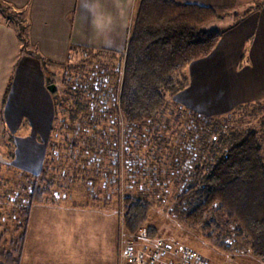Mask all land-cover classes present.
Segmentation results:
<instances>
[{"label":"trees","instance_id":"obj_1","mask_svg":"<svg viewBox=\"0 0 264 264\" xmlns=\"http://www.w3.org/2000/svg\"><path fill=\"white\" fill-rule=\"evenodd\" d=\"M250 9L239 14L180 0H137L125 50L120 57L122 77L112 90L114 106L110 113L115 116L116 128L120 130L121 121L128 130L157 121L168 106V99L189 86L187 69L190 64L210 55L224 34V30L207 27L230 15L238 19L249 13ZM0 10L10 14L22 49L35 54L28 48L29 35L25 20L10 11V7L2 0ZM113 74L116 75V71L110 72V75ZM10 86L11 79L3 103ZM104 92L108 94L107 90ZM56 93L52 94L55 106L58 103ZM83 95L82 90L71 89L70 86L69 97L73 107L69 108V122L72 127L77 120L89 119L92 110L100 107L97 101L93 105L89 101H82ZM95 98L99 100V96ZM176 105L173 103V107ZM177 110L189 115L193 119L191 123L196 122L194 127L201 137L197 141L201 144L202 152L191 174L185 171L179 177L176 175L182 184L176 210L188 225L198 227L207 240L213 241L224 252L231 253L235 245L245 241L255 258L264 259L262 137L250 128L228 127V130L217 131L215 126H218L221 116L205 117L182 107H177ZM103 112L102 115H105ZM90 124H94L92 120ZM1 127L0 154L12 160L15 157V133L6 130L0 112V130ZM2 138H5L4 141ZM78 140L83 138L71 141L73 148L77 147ZM51 148L53 145L49 144L48 149ZM188 157L189 154H186L182 160ZM178 158L172 160V166L179 164ZM54 165L53 155L47 150L39 173L22 172L21 179L10 189L11 198L6 200L7 192L2 194L4 203L0 204V264H22L32 207L60 204L54 198ZM104 173L116 174L110 169ZM154 175L152 172L153 178ZM159 176L158 170L154 179L162 182ZM90 181L94 179L90 178ZM119 197L121 226L125 232L133 234L145 228L148 236L157 237L155 226L147 223L152 203L144 196ZM92 203H85L84 206H92Z\"/></svg>","mask_w":264,"mask_h":264},{"label":"crops","instance_id":"obj_2","mask_svg":"<svg viewBox=\"0 0 264 264\" xmlns=\"http://www.w3.org/2000/svg\"><path fill=\"white\" fill-rule=\"evenodd\" d=\"M3 1L20 10L16 0ZM180 1L230 13L251 9L236 20L218 22L224 34L217 47L190 64L189 86L172 98L174 102L205 117L264 103V0ZM136 4L137 0H32L31 12H22L28 23L29 49L40 46L42 54L22 49L14 25L0 13V112L6 130L15 133V157L7 160L0 154L1 162L32 174L44 164L55 104L42 60L68 52L62 44L54 51V41L63 39L66 48L124 51ZM64 203L32 207L22 264H117L114 216L110 215V231L97 225L87 231L86 218L104 221L105 215L90 213L85 204ZM102 250L109 254L100 259Z\"/></svg>","mask_w":264,"mask_h":264},{"label":"rangeland","instance_id":"obj_3","mask_svg":"<svg viewBox=\"0 0 264 264\" xmlns=\"http://www.w3.org/2000/svg\"><path fill=\"white\" fill-rule=\"evenodd\" d=\"M16 1L19 11L2 0L6 6L10 7V11L25 20L26 25V15L22 11L31 12L32 0ZM0 13L14 25L9 13L5 10H0ZM227 18L231 21L236 20L232 15ZM218 22L210 24L207 28L222 29V24L218 25ZM26 26L28 33V23ZM58 44H62L61 49L65 48L68 51L66 55L59 54L54 59L42 60L44 70L48 74L49 86L55 85L58 102L55 106L57 118L54 119L52 126L54 129L48 140V144H52L53 148L47 147L55 160L54 198L60 203L65 202L64 205L72 204L75 207H83L85 203L94 201L92 206L84 207L90 208V213L97 211L94 214L105 215L107 219L103 221L97 218L98 220L95 221L94 216L86 218L83 224L87 231L96 225L99 226L98 229L106 228L110 231L112 218L110 215L114 216L117 264L120 262V251L124 243L122 232L125 231L121 226L122 212L119 196L126 195L144 196L152 203L147 223L156 228L158 236L153 238L189 246L199 252L210 264H264V259L255 258L251 254L250 246L245 241L235 245L231 253L219 249L213 241L207 240L201 234L198 227L188 225L175 208L182 186L177 179L183 173L185 174V171L192 173L195 161L202 152L201 144L197 141V138L201 137L197 135L194 127L196 122L191 123L193 119L189 115L177 110V107L180 109L181 106L177 104L173 107L174 100L168 99V106L154 123L128 130L121 121L120 130L117 129L114 123L115 116L111 115L110 110L114 106L112 90L122 77V67L119 68V63L124 51L113 52V50L79 46L66 48L63 39L54 41L56 47L52 48L54 51L58 52L60 47ZM28 48H30V42ZM35 49L42 54V47L36 46L32 50ZM111 71H116L117 74L110 75ZM70 86L71 89L82 90L84 93L82 101H89L91 105L95 101L100 103L99 109L92 110L89 119L77 120L73 127L69 122V108L73 107L69 97ZM106 90L108 94L104 92ZM97 96L99 100L95 98ZM102 110L105 115H102ZM219 116H221L219 124L215 126L217 131L228 130V127L256 130L262 137L264 148V127L262 126L264 103L259 106L242 105ZM207 117L215 118L216 116ZM62 119L65 121H61ZM91 120L93 125H89ZM219 134V132L216 133L217 136ZM64 138H69V142ZM75 138H83V140H78L77 147L73 148L71 141ZM4 139L2 138L3 141ZM186 154H189V157L182 160ZM177 158L179 164L172 166V160L176 161ZM109 169L116 174L106 175L104 172ZM158 170L159 177L163 179L162 182L154 179ZM152 172L155 173L154 178ZM21 173L20 170H15L14 167L0 161V204L4 203L2 194L7 192L6 200L11 198L10 189L21 179ZM90 178L94 181H90ZM145 230L143 228L136 233H145ZM134 244L144 246L138 239ZM99 253L100 259L109 254L106 250Z\"/></svg>","mask_w":264,"mask_h":264},{"label":"built area","instance_id":"obj_4","mask_svg":"<svg viewBox=\"0 0 264 264\" xmlns=\"http://www.w3.org/2000/svg\"><path fill=\"white\" fill-rule=\"evenodd\" d=\"M122 234L124 243L119 264H210L189 246L151 238L146 232L131 234L123 231ZM136 239L142 241L144 246H136Z\"/></svg>","mask_w":264,"mask_h":264},{"label":"water","instance_id":"obj_5","mask_svg":"<svg viewBox=\"0 0 264 264\" xmlns=\"http://www.w3.org/2000/svg\"><path fill=\"white\" fill-rule=\"evenodd\" d=\"M48 89L51 91V92H55V85L54 84H51L49 87H48Z\"/></svg>","mask_w":264,"mask_h":264}]
</instances>
